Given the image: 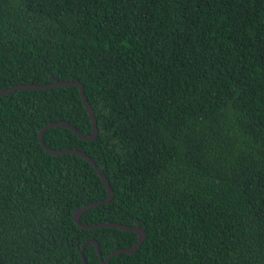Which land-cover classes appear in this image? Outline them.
<instances>
[{
  "label": "trees",
  "instance_id": "obj_1",
  "mask_svg": "<svg viewBox=\"0 0 264 264\" xmlns=\"http://www.w3.org/2000/svg\"><path fill=\"white\" fill-rule=\"evenodd\" d=\"M79 80L87 153L114 199L84 224L147 238L108 264H264V0H0V86ZM92 132L77 87L0 96V264H84L137 242L83 229L108 197L93 166L39 142ZM87 264H101L93 244Z\"/></svg>",
  "mask_w": 264,
  "mask_h": 264
},
{
  "label": "water",
  "instance_id": "obj_2",
  "mask_svg": "<svg viewBox=\"0 0 264 264\" xmlns=\"http://www.w3.org/2000/svg\"><path fill=\"white\" fill-rule=\"evenodd\" d=\"M73 86L77 87L79 89L82 102H83L84 107H85V109L89 115L90 120H91V124H92L91 134L84 135L76 127L72 126L70 123H68L66 121H58V122L50 123V124L46 125L45 127H43L39 132L38 138H39V142H40L42 148L47 153H49L53 156L72 154V155H76V156H79V157L85 159L88 163H90L93 166V168L96 170L97 174L99 175L100 179L102 180V183L106 187V190L108 192V197L106 199L93 202L89 205L83 206L82 208L76 209L74 211L73 220H74L76 225H78L79 227H81L83 229H88V230L95 229V228H117V229L122 230V231L133 232L137 235V237H138L137 242L131 248L117 249V250L113 251L112 253H110L105 259H103V257H102L100 246H99V243L96 239H90L83 244V246L80 250V254H81V257H82L84 264H87V260H86V257L84 255V249H85V246L89 243L93 244L95 246L97 253H98V256L100 258L101 264H108V262L112 258H114L120 254H135L138 251V249L141 247V245L144 243V241L146 240V238H147L146 232L141 227L139 221L137 222L136 226H128V225H124V224H120V223H116V222H101V223L91 224V225L90 224H84L81 221V217L84 213H86L87 211H89L93 208L99 207L103 204L110 203L114 199V191L110 185V182L108 181V179L104 175L103 169L100 168L96 164V162L87 153H85L81 150H78V149L54 150V149L46 146V144L44 142V133L47 130H49L51 128H56V127L67 128V129L71 130L72 132H74L80 139L85 140V141H94L95 139H97V137L99 135V130H98V126H97V119L95 117L94 110H93L92 106L90 105V103L88 102V99L85 95L83 84L79 80L60 81L58 78H54L52 80V82H50L48 84H21V85H18V86L9 88V89H3L0 86V96L4 97V96L12 94L16 91H21V90H47V89H52V88H65V87H73Z\"/></svg>",
  "mask_w": 264,
  "mask_h": 264
}]
</instances>
